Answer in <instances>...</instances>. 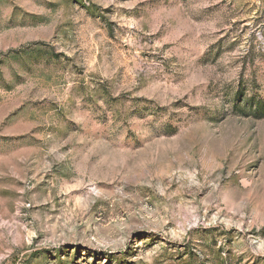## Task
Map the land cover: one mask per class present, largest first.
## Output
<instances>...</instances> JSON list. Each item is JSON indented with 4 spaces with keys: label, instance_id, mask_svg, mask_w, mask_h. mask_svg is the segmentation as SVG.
<instances>
[{
    "label": "rangeland",
    "instance_id": "374dc122",
    "mask_svg": "<svg viewBox=\"0 0 264 264\" xmlns=\"http://www.w3.org/2000/svg\"><path fill=\"white\" fill-rule=\"evenodd\" d=\"M0 264H264V0H0Z\"/></svg>",
    "mask_w": 264,
    "mask_h": 264
}]
</instances>
